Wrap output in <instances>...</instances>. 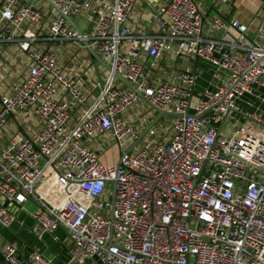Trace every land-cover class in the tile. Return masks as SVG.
I'll use <instances>...</instances> for the list:
<instances>
[{
    "label": "built area",
    "instance_id": "2783aa9c",
    "mask_svg": "<svg viewBox=\"0 0 264 264\" xmlns=\"http://www.w3.org/2000/svg\"><path fill=\"white\" fill-rule=\"evenodd\" d=\"M49 1L90 29L79 37L57 17L48 40L83 51L85 40L110 71L88 93L85 75L67 78L54 51L20 39L24 23H42L34 4L0 1V47L17 44L29 61L19 82L0 79V199L33 204L37 239L65 232L63 264H264V15L251 33L223 17L233 0H141L144 28L140 0ZM166 54L211 67L207 86L198 68L163 78ZM116 75L171 115L127 154L155 112ZM109 150L117 161L103 159ZM51 180L55 203L40 192ZM15 221L0 205V228ZM0 264L55 263L34 249L23 258L0 235Z\"/></svg>",
    "mask_w": 264,
    "mask_h": 264
},
{
    "label": "crops",
    "instance_id": "0c3cea01",
    "mask_svg": "<svg viewBox=\"0 0 264 264\" xmlns=\"http://www.w3.org/2000/svg\"><path fill=\"white\" fill-rule=\"evenodd\" d=\"M30 2H32L34 6L42 13L43 20L39 27H35L29 23H24L19 32L20 39L22 41L29 42L31 50L40 52L54 51L57 54L58 65L66 77L72 79L74 77L77 78L78 75H85L88 78V83L86 84L85 88L86 91L96 95V84H98L97 75L93 68V62L89 58L87 52L79 49L78 46L71 43L59 44L57 42L48 40L46 36V28L49 22L59 17V15L45 0H30ZM206 2L207 1H203L204 4H206ZM246 2L248 4H245L243 0H233L228 7H225L223 17H236L240 19L243 23H246L249 26L250 32L253 33L261 17H259L256 21L249 18H242L241 14L237 13L235 10V6L238 7L241 4L245 5V7L250 9L251 15L253 17L256 11H258L260 4H264V1L248 0ZM143 9L144 3H142L140 0L136 7L133 20L134 25L136 26H140V24L141 26L146 24L145 22L140 21ZM210 14L213 16L214 12L211 11ZM78 21H75L77 27L80 29L83 35L87 34L88 30L90 29L88 22L83 21L84 23H87L88 26L80 27ZM28 32L33 33L36 36L35 41L30 42V40L26 38V33ZM28 66V58L17 44H5L0 47V79L4 78L2 84L5 88H8V86L12 83L19 82L27 74ZM185 68L193 72L198 68V71L202 72V74L207 70L209 73V80L211 79L213 72L211 67L202 62L196 61L194 59L187 61L184 58H177L174 60L171 54H166L157 65L158 73L163 76V78H167V75L171 74L172 71ZM98 71L101 80H103L107 70L101 66H98ZM201 76L203 75H200V78ZM203 84L204 83L199 82V87H201ZM139 107L144 108L145 105L140 103ZM155 117L156 113H152L149 117V120H147L145 124L148 126L155 119ZM164 125H167V123L163 122L161 118L153 127V129L155 132H157L160 130L161 126ZM103 159L105 160L107 158ZM40 192L51 203L57 202L62 196V191L53 180H51L45 187H42ZM0 205L6 207L11 213L15 215L16 218V221L10 230L0 228V235L7 241L16 242L20 247V254L23 258H25L28 253L34 249L49 257H53L55 264H63V262L66 260L65 251L68 247H70V242L67 239L64 231L59 230L55 233V237L58 238L59 241H55L50 235H46L42 240H39L32 232V228L34 227V223L30 218V213L34 209L32 203H26L23 210L13 204L4 202L1 199ZM45 238H51L52 245H49V243L46 244L44 242Z\"/></svg>",
    "mask_w": 264,
    "mask_h": 264
},
{
    "label": "water",
    "instance_id": "95a60500",
    "mask_svg": "<svg viewBox=\"0 0 264 264\" xmlns=\"http://www.w3.org/2000/svg\"><path fill=\"white\" fill-rule=\"evenodd\" d=\"M52 8L53 10L59 15V17L63 18L78 34L79 37H83L82 32L80 31V29L77 27L76 22L72 19H70L69 17L65 16L51 1L49 0H45ZM83 46L85 48V51L87 52L89 58L91 59V61L93 62V68L96 72L97 75V80H98V84L100 89L102 88V80L98 71V66H101L103 68H105L107 71H110V68L105 64V62L90 48L89 44L87 41L83 40ZM121 83H123L129 90L131 91H135L134 87L132 85H130L129 83H127L124 79H122L120 76L116 75L115 76ZM138 97L144 101L145 103H147L152 109L153 111L156 113V117L155 119L142 131V133L140 134V136L132 143V145L124 152V154H127L129 152H131L133 150V148L139 144V142L145 138V136L149 133V131L157 124V122L164 116H171L167 113H163L159 110H157L156 108H154L153 106H151L148 101L143 97V95H141L140 93H137ZM173 116V115H172ZM19 130L22 132V129L19 128ZM122 156V155H121ZM120 160L118 162V166L120 165Z\"/></svg>",
    "mask_w": 264,
    "mask_h": 264
},
{
    "label": "rangeland",
    "instance_id": "374dc122",
    "mask_svg": "<svg viewBox=\"0 0 264 264\" xmlns=\"http://www.w3.org/2000/svg\"><path fill=\"white\" fill-rule=\"evenodd\" d=\"M243 1H244L245 4H248L246 2L248 0H243ZM206 4H208V6H210V2L208 0H207ZM235 10L237 11V13L241 14V17L242 18H246V19L249 18V19H252V20L256 21L259 17H261L264 14V4H260L258 11H256V13L253 15V17L251 15L250 9H248L247 7H245V5H243V4H241L238 7L235 6ZM134 16H135V12H134ZM78 24L80 25V27L88 26V24L87 23H84L82 20H79L78 21ZM142 27L148 28L149 27V24L146 23V24L142 25ZM201 75H203V76H201V78L198 76V79H197V88H199V89H202L201 87L204 88V86H207L208 80H209V73H208L207 70L205 71V73H203ZM199 82L204 83L203 84L204 86L201 85V87H199ZM136 110H138V111H140V112H142L144 114V113H146L148 111V108H146V106L144 108H141V107L138 106V107H136ZM170 120H171V117L170 116H164V117H162V121L163 122H166L167 123V126L170 124ZM103 158H107V159H105L106 162L112 163V162L117 161L118 155L115 152V150L114 151H112V150L110 151L109 150L108 153H107V155H106V157H103ZM44 242L46 244L49 243V245H52L51 238H45L44 239Z\"/></svg>",
    "mask_w": 264,
    "mask_h": 264
}]
</instances>
